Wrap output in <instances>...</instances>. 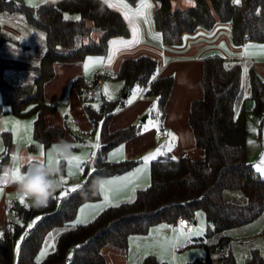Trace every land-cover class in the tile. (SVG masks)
<instances>
[{
	"label": "trees",
	"instance_id": "1",
	"mask_svg": "<svg viewBox=\"0 0 264 264\" xmlns=\"http://www.w3.org/2000/svg\"><path fill=\"white\" fill-rule=\"evenodd\" d=\"M130 6L139 0H123ZM153 25L163 44L177 46L187 33L199 28L210 29L216 23H229L230 39L234 45L245 41H264V0H194V5L174 9L171 0H156ZM1 12H18L26 22L44 33L45 51L37 64L16 58H0V113L16 117H33V140L47 147L68 131V126H47L45 111L53 112L54 104L44 98V84L54 77L55 62H76L91 54L105 55L109 39L127 36L129 30L122 14L103 0H45L31 6L23 0H0ZM66 13H77L79 20L65 19ZM101 36L89 43H79L77 37L90 35L92 29ZM10 42L24 49L30 46L9 37L0 26V47ZM7 69L34 71L32 82L13 84L5 77ZM157 60L149 55L122 59L114 78L123 82L130 92L134 86L144 88L143 94L157 97L159 111L169 96L173 77H155ZM240 62L211 56L203 61L200 85L203 95L190 102L188 123L194 143L203 150L201 159L188 153L172 155L166 151L149 164V184L136 190L134 198L99 211L88 223L68 227L76 217L79 206L100 197L99 190H90L93 181L103 176L125 172L136 160L108 161L106 152L117 144L137 135L135 124L109 131L108 120L123 107V100L103 97L98 108L87 102L81 77L71 81L84 102L89 120L96 125L102 121L100 147L92 168L84 169L86 180L81 187L59 200L52 199L47 208L36 209L14 202L12 210L18 221L11 226L4 223L0 233V264H106L103 248L106 245L126 251L131 234H146L149 228L161 222H177L178 215L193 217L200 210L208 222L206 237L218 236L205 244L203 258L195 257L184 264H213L212 254L220 245L226 230L246 225L264 211V178L254 169L246 155V114L243 108L235 111L241 90ZM155 77V79H153ZM124 93V92H123ZM122 93V94H123ZM249 98L254 110L259 111L264 95V79L249 70ZM3 149L0 153V171L8 162L12 134L2 132ZM33 143L28 146L31 147ZM31 149V148H30ZM172 157H175L173 159ZM226 190L242 193L243 202L224 197ZM84 193H87L86 195ZM118 205V206H117ZM40 217L39 220L35 219ZM34 221L33 227L28 223ZM64 228L56 238L54 249L41 260L36 256L46 235L54 228ZM20 238L19 253L15 259L14 244ZM79 246V247H77ZM140 264H167L153 254H147ZM220 264H237L233 254L223 253ZM243 264H264L260 250L254 248Z\"/></svg>",
	"mask_w": 264,
	"mask_h": 264
},
{
	"label": "crops",
	"instance_id": "2",
	"mask_svg": "<svg viewBox=\"0 0 264 264\" xmlns=\"http://www.w3.org/2000/svg\"><path fill=\"white\" fill-rule=\"evenodd\" d=\"M145 3L150 4L151 7L144 8L143 15L138 14L142 5ZM171 3L174 9H185L192 7L194 5V0H192L191 3H187L186 0H171ZM109 4H114L115 7L111 8L122 14L129 30V34L125 37L116 36L110 38L105 55L91 54L85 56L81 61L70 63L55 62L53 65L55 71L54 77L47 81L43 87L45 100L48 103L55 105L53 112L45 111L46 125H56L60 127L65 125L68 126V131L65 132L64 136L60 139L53 140L51 144L58 143L61 140H73L74 138L82 139L83 135H87L98 126L99 140L96 142L100 145L102 121H99L94 125L89 120L85 110H83L84 108L82 107L79 93L70 87L71 81L75 77H81L85 83L82 88L83 95H85V90L87 88L92 87L98 82H102L109 89L110 92L108 95H111V100L118 97L123 100V107L115 111L108 120L109 131H114L131 124L140 127V131L137 135L117 144L107 151L109 153V151H113L112 149H120L121 146H123V154L119 155L117 159H112V157L107 158L108 153L106 152L105 158L110 162H116L123 159H133L136 160V164L125 172L103 176L99 179L102 182H112L111 184H105V187L108 188L106 189L108 190V194H113V196L110 197V203L105 205V207L123 201H129L130 198L133 199L137 189L144 188L149 184V164L152 159L149 160L145 166L143 158L156 152L157 149L170 148L175 155H178L181 152H186L195 159H201L203 157V150L198 148L194 143L192 130L188 123V113L190 102L195 99H200L203 95L200 79L202 77L204 59L211 56H219L225 58L229 63L232 61L240 62L242 67L241 84L243 83L244 69L247 70L248 75L249 70H252L259 78L264 79V41L253 42L247 40L241 45H234L230 39L229 23L218 22L210 29L199 28L194 32L185 34L181 44L171 46L163 44L159 33L155 30L153 25V14L158 6L156 0H139L133 6H130L123 0H108L107 5ZM124 4H127L128 8L123 7ZM1 13H7L9 16L14 14L13 12ZM134 27L137 29L135 35L133 34ZM1 28L4 31L2 26ZM99 34V32L94 31L89 38L81 37L79 42L83 44L89 43V40L94 41ZM125 41H132V43L125 44L123 43ZM221 45H224V47H221ZM140 55H149L157 60L155 77L164 75H170L173 77L172 87L162 111H159L157 97L145 96L143 94L144 88L142 87L134 88V86L131 88L130 92H128L125 89L123 82L113 77L118 71L122 59L126 57L135 58ZM97 60L101 61V63H93ZM134 92L137 93L135 97H133ZM108 95L102 96L98 94L96 98L92 100L98 99V96H100L101 99L103 97L109 99ZM129 100H131L132 103L129 104ZM63 101H65L66 104L68 103L65 106L68 109L65 119L62 118L61 111L58 107L59 102ZM260 102V110L255 111L254 100L249 98L248 94L242 99L236 100L237 107L235 103V111L237 112L240 108L245 110V148L247 159L252 163L254 169L259 175L263 177L259 169L264 168V95L261 97ZM10 115L9 112L0 113V126L2 125L3 119ZM149 115L153 117V122H149L148 125L145 126L143 123L139 122L144 116L143 122L147 123ZM251 118L252 121H250ZM19 123L22 124V122ZM71 123L74 126H69ZM153 124H156L157 126L153 127ZM145 127L148 129L147 131H145ZM1 128L3 127H0V138L2 141V132L5 130ZM249 128L251 131L250 148L248 146L249 140L247 138ZM159 130L167 133L168 137L166 139L158 138L156 132ZM10 132L12 134V144L9 153V160L2 166L0 171V233L4 223L11 226L12 222L18 221L17 216L12 210L14 202L20 203L15 199V197H17L15 193L16 185L12 179V172L16 167H19V169L23 171V162L30 156L40 155L42 159H45L44 155L40 154L41 150L38 148L40 147L38 146L39 144H33L31 147L21 144L18 142V138L16 136L14 137V132ZM173 136L175 139L172 138ZM1 147L0 142V149ZM30 148L32 151H30ZM14 156L17 157V159L14 160ZM88 158L89 156L86 160ZM85 168H87V170L90 169L86 164V161L84 162V168H82V177L79 179L77 185H74L75 187H73L75 190L79 188L78 186L81 187L86 180V175H84ZM138 168L142 169L139 173L136 172V169ZM133 189H135V191H133ZM68 192L73 191L70 189ZM99 193L100 197L97 200L101 199L103 196L100 189ZM97 200L90 202L86 201L82 203L79 208L81 209L82 207H85L86 204L97 206L98 204H91L95 203ZM99 211L101 210L99 209L96 214ZM194 222L195 221H193V223ZM180 224L181 223L178 222H161L158 224L162 227L161 232L166 233L158 238L160 241L159 243L162 246V249L166 251V254H170L174 250L182 249L179 244L183 243L184 239L190 235L192 236L190 237L191 242L189 243V241H187L185 247L201 246L204 249V253L205 244L214 243L218 239V236L215 235L211 237L205 236L208 227L206 218L204 231L201 229L197 230V227L190 226L186 229L187 234L183 235L181 233L176 237V226ZM246 225L226 230L223 233L226 239V241H224L225 244L223 242V246L227 247L226 244L231 240L230 237H233L234 235L236 236V234H233L235 232L232 233V231ZM154 227H156V225ZM200 232L202 233L199 234ZM151 233L155 236L157 232L154 230V232ZM146 234L141 235L145 236ZM147 235H150V232ZM167 239L169 241H167ZM15 242H18V252H15L14 247V255L16 259L19 253L21 239L18 238ZM102 251L104 254V250ZM222 257L223 253L216 254L215 252L212 254L213 264H220ZM175 260L176 262L174 264H184L187 262L182 261L184 258L181 260L177 258Z\"/></svg>",
	"mask_w": 264,
	"mask_h": 264
},
{
	"label": "rangeland",
	"instance_id": "3",
	"mask_svg": "<svg viewBox=\"0 0 264 264\" xmlns=\"http://www.w3.org/2000/svg\"><path fill=\"white\" fill-rule=\"evenodd\" d=\"M23 1L26 4L35 6V5H38L44 2L45 0H23ZM13 13L14 14L10 16L7 15V13H0V25L4 28V32L9 37L30 45V48L24 49L22 47L14 45L13 43L6 42L0 47V58H3V59L16 58V59L29 61L33 64H37L40 57L45 51L44 33L30 26L26 22L22 14L18 12H13ZM65 15H67L68 17L72 19H74V17L76 16H79L77 13H66ZM94 31H97L100 33L95 38V40H97L99 36H101L102 31L98 28H95V29H92L90 35H92ZM90 35H83L82 37L89 38ZM76 40H77L76 44L78 46L80 43L79 42L80 36L77 37ZM5 77L11 83H15V84L28 83V82L33 81V79L36 77V73L34 71H27V70L7 69L5 71ZM138 87L139 86L136 85L134 88H138ZM248 90H249V75L247 73V70L244 69L243 83L241 84V90L239 93L238 100L248 95ZM97 98L98 99L96 100H87V102H89L94 108H98L102 99L100 96H98ZM80 100H81L82 107L84 108L83 106L84 102L82 99ZM67 104L65 101L59 102L58 107L61 111V116L63 119H65L66 114L68 112V109L65 107ZM236 107H237V103H236ZM143 117L139 120V122L143 123L144 126L148 125L149 122L154 121L153 117L149 115L147 123H144ZM250 121H252V118L250 119ZM19 122H22V124H20ZM32 122H33V117L31 116L25 117V118H19L11 114L10 116L5 117L3 119L2 125L0 127H3L1 128L3 130H10L14 132V137L16 136L18 138V142L21 144L29 145L30 143H33L35 145L39 144L38 146H42L40 143L33 140ZM72 125L73 124L71 123L69 126H72ZM98 134H99V130H98V126H96L94 130H92V132H89L87 135H83L82 139L74 138L73 140H69V139L64 140L72 144V149H71V153L69 157H72V156L80 157L83 160V163L80 169L72 168L70 170L68 166V159H64L60 161L59 167L62 170V175L65 181V184H64V188L56 194L58 200L61 198L62 192H65L66 190L68 191L77 185L79 179L82 177V168H84V162L87 161L86 158L89 156L90 152L98 153V150H97L98 148L93 147L94 144H98L96 142ZM247 138L249 140L248 146L250 148L251 147L250 128L248 130ZM0 142L2 146L0 149V153H1L2 148H3V143L1 141V138H0ZM54 144H57V143L49 144L46 148H43L42 146V149L41 147H38L40 148V150H43V152H45L44 157L46 161H48L49 155H51L52 160L59 159L58 157L54 156V151H53ZM112 150L113 151H109V153L107 152L108 153L107 158L112 157V159H117L119 155H115L113 157V154L116 153L118 149H112ZM30 151H32V149ZM166 151L170 152L172 155L175 156V154L171 151L170 148L160 149V154ZM139 166H142V165H139ZM70 171H71V174H69ZM261 174L264 177V173L261 172ZM106 194L108 195L109 201H110L111 199L110 197H112L113 194H108V190ZM224 197L233 202H243L245 200L242 193L237 190H226L224 192ZM15 199H17L20 202V200L18 199V196L15 197ZM104 200H105V194H103L101 199L91 204L100 205L104 203ZM21 204L27 207L31 205L30 201H28L26 198L24 199V203H21ZM82 208L81 209L79 208L76 217L70 221L68 227L76 225L75 222L78 219H83L87 221L91 220L95 216L96 212L99 210V208H97L95 205H90V204H86V206ZM35 219L29 222L28 225L33 224ZM192 219L193 221H195L192 227H197V230L201 229L204 231L205 229L204 213L198 210L194 214ZM158 224H156V227H154L155 225H153L149 228L150 235H147L149 234V232L145 236H142L141 234H131L128 238V247L126 251L120 250L110 245H106L105 248L103 249L104 256L106 259V264H140L141 259L147 254H153L158 259L165 261L167 264H174L176 262L175 259L177 258L180 260L184 258V260L182 261H188V260L194 259L195 257H203L205 255L204 249L201 246L185 247V244L187 241H189V243L191 242L190 240V237H192L191 235L186 237L183 243L179 244L182 247V249L174 250L170 254H166V251L162 249V246L160 245L159 243L160 241L158 239L160 238L161 235H165L166 233L161 232L162 227L161 225H158ZM176 228H177L175 232L176 237H178L181 233L183 235L187 234L186 232L187 227L184 224L177 225ZM63 229L64 228L56 227L52 229L46 235L44 242L42 244V247L36 256L37 260H41L49 252H51L54 249L56 238ZM154 230H156L157 232L155 236H153V234L151 233V232H154ZM201 233L202 232H200L199 234ZM232 233L236 234V236L234 235L233 237H230L231 240L226 244L227 247L223 246V242L226 241L224 237L221 240L220 245L213 252V254L215 252L216 254L224 253L226 250L227 252L230 251L235 257L237 264H243L244 258L247 255H249L250 251L254 248L259 249L260 253L264 257V211L262 212L259 218L248 223L246 226L242 228L232 231ZM199 234H193V235H199ZM167 241L169 240L167 239ZM48 245H51V246H48ZM14 247H15V252H18V242H15ZM222 247H224L223 250H220ZM13 251H14V248H13ZM42 252L45 253L43 256H41Z\"/></svg>",
	"mask_w": 264,
	"mask_h": 264
},
{
	"label": "clouds",
	"instance_id": "4",
	"mask_svg": "<svg viewBox=\"0 0 264 264\" xmlns=\"http://www.w3.org/2000/svg\"><path fill=\"white\" fill-rule=\"evenodd\" d=\"M71 149L72 144L61 140L53 145L54 156L59 159H53L49 163L40 155L28 157L23 162L24 170L13 180L16 195L26 198L36 209L47 208L51 200L56 198V194L64 188L65 182L59 163L69 158ZM101 183L99 179L93 181L90 190L95 193L100 189Z\"/></svg>",
	"mask_w": 264,
	"mask_h": 264
},
{
	"label": "snow or ice",
	"instance_id": "5",
	"mask_svg": "<svg viewBox=\"0 0 264 264\" xmlns=\"http://www.w3.org/2000/svg\"><path fill=\"white\" fill-rule=\"evenodd\" d=\"M104 2H105V3H108V0H104ZM186 2H187V3H191L192 0H186ZM234 3L239 4V3H240V0H234ZM108 6H109V7H115L114 4H109ZM123 7L128 8V5H127V4H124ZM149 7H151L150 4H147V3L143 4L142 7H141V9H140V11L138 12V14L143 15V9H144V8H149ZM64 18H65V19H68L69 17L66 15ZM74 19L79 20L80 17H79V16H76V17H74ZM136 32H137V29L134 27V28H133V34L135 35ZM123 43H125V44H130V43H132V41H125V42H123ZM221 47H224V45H221ZM93 63H101V61L97 60V61H94ZM86 67H87V65H86ZM153 79H155V77H153ZM136 94H137V93L134 92V93H133V97H135ZM108 98H109V99H112L111 95H109ZM128 103L130 104V103H132V101L129 100ZM152 126H153V127H156L157 125H156V124H153ZM147 130H148L147 127H145V131H147ZM169 135H171V134H169ZM172 138L175 139L174 136H173ZM97 140H99V136H97ZM40 147H41V149H42V146H40ZM93 147H94V148H99L100 145H99V144H94ZM40 154H41V155H44L43 150H41V153H40ZM122 154H123V146H121V148L118 149L117 152L113 154V157H114L115 155H122ZM159 154H160V149H157L156 152H154V153H152V154H150V155H148V156H145V157L143 158V163L145 164V166L147 165V163H148L149 160H151V159H155L156 156L159 155ZM172 158L175 159V157H172ZM13 159L15 160V159H17V157L14 156ZM48 162H49V163L52 162V157H51V155H49V157H48ZM82 163H83V160H82L80 157L72 156V157H69V158H68V166H69V169H70V170H71L72 168L80 169ZM259 170H260L262 173H264V168H261V169H259ZM141 171H142V169H139V168L136 169V172H137V173H139V172H141ZM19 172H20L19 167H16V169L12 172V179H13V180L16 179V178L18 177ZM69 174H71V171L69 172ZM64 182H65V181H64ZM106 183H107V184H111L112 182H111V181H108V182H102L101 185H100L101 193H102V194H105V200H104V203H102V204L96 206V207L99 208L100 210H103V208L105 207V205L109 203V197H108V195L106 194V192H107L106 187H105V184H106ZM71 191H75V188L71 189ZM133 191H135V189H133ZM68 194H69V192L66 190L65 192H62V193H61V197L67 196ZM18 199L20 200L21 203H24V199H25V198H24L23 196H18ZM129 202H131V199L129 200ZM117 206H118V205H117ZM36 219L39 220L40 217H37ZM88 222H89V221H87V220L78 219L75 223H76V224H80V223H85V224H86V223H88ZM28 227L31 228V227H33V225H32V224H29ZM48 246H51V245H48ZM77 247H79V246H77ZM44 254H45V253L42 252V253H41V256H43Z\"/></svg>",
	"mask_w": 264,
	"mask_h": 264
},
{
	"label": "built area",
	"instance_id": "6",
	"mask_svg": "<svg viewBox=\"0 0 264 264\" xmlns=\"http://www.w3.org/2000/svg\"><path fill=\"white\" fill-rule=\"evenodd\" d=\"M109 89L107 86H105L102 82L96 83L94 86L89 87L85 90V95L89 99H95L98 94L102 96H107L109 94ZM156 136L158 138L166 139L168 137V134L163 132L162 130H159L156 132ZM96 158V153L91 152L89 154V158L86 161V164L88 167L92 168L94 159ZM177 222L184 224L186 227H190L193 225V219L191 217H186L184 215H178L177 216ZM224 247H222L220 250H223Z\"/></svg>",
	"mask_w": 264,
	"mask_h": 264
}]
</instances>
